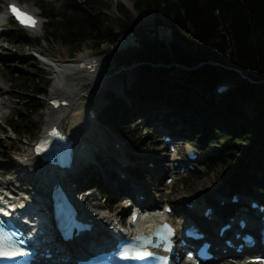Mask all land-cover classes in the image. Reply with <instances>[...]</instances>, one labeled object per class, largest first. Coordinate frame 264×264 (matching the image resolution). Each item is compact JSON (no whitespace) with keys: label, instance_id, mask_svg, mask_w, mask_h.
I'll use <instances>...</instances> for the list:
<instances>
[{"label":"trees","instance_id":"trees-1","mask_svg":"<svg viewBox=\"0 0 264 264\" xmlns=\"http://www.w3.org/2000/svg\"><path fill=\"white\" fill-rule=\"evenodd\" d=\"M110 1L63 0L60 8L44 0L40 4L51 20L45 30L47 41L70 47L89 44L99 54H110L115 69L136 65L130 74H123V96L111 90L103 94L100 124L114 130L131 148L145 150L151 141L142 136L144 129L137 119L167 108L164 115L187 124L193 144L201 138L202 127L211 128L209 152L205 151L209 170L227 169L231 175L244 167L246 159L261 153L260 162L235 176L233 185L235 192L262 188L264 179L257 171L264 167V0H134L135 11H155L157 19L150 26L138 25L133 10L122 2L112 12ZM163 27L170 30V41L159 37ZM128 34L135 36L137 45L116 50ZM13 40L40 48L43 39L17 31ZM18 80L20 92L42 93L30 76L19 75ZM222 83L231 88L217 94ZM16 99L21 109L6 124V134L10 129L29 135L37 128L34 115L40 105L34 98L17 95ZM145 123L149 130L151 120ZM10 149L0 143L3 159ZM13 170L2 167L3 173ZM88 185L110 200L95 175Z\"/></svg>","mask_w":264,"mask_h":264},{"label":"rangeland","instance_id":"rangeland-1","mask_svg":"<svg viewBox=\"0 0 264 264\" xmlns=\"http://www.w3.org/2000/svg\"><path fill=\"white\" fill-rule=\"evenodd\" d=\"M48 6H54L60 8L63 0H44ZM9 2H19L21 4H27L34 7V11L43 16V11L40 6L42 0H0V42L4 46V50L0 49V83L5 86V89L0 93V143L11 147L6 151V159L2 158V152H0V191H9L14 194L15 198L32 199V196L36 195L39 186L43 185L39 181L45 178L43 170L36 171L35 168H39L36 162H28V157L32 151L33 144L37 141L40 135L51 125L48 126V122L56 121L59 123L68 116V120L74 119V117L81 113L84 109H90L97 113V118L93 120L95 125L92 127L94 131L98 128L106 131L108 142L102 140L103 137L100 133H91L89 140L91 141V147L94 149L91 151L93 159H90L88 164L81 170V176L75 177V180H79L81 185L77 187L79 199L78 203L83 204L85 210L84 213L87 216H91L88 220H91L96 225L103 224L108 227L110 224L116 221V219H124L132 211V202L126 198L122 187L115 186V182L120 180V173L116 172L112 175L111 180L106 181L97 171L96 162L98 159L105 158L109 160L113 153L117 162L120 165H130V170L134 174L137 185L141 189L137 195L144 193L146 198L154 203L158 209L162 210V206L170 204L175 210L173 215L174 220L177 223L183 221L186 217L192 215L200 216L197 211L201 210V213L205 212L208 207H212L213 204L219 206L220 202H230L232 195L238 194L240 200H245V191H234V178L239 173L243 172L246 167H251L255 162H260V154L256 152V155L245 160L244 167L241 170L235 171L231 175L227 174V169L216 168L209 170L207 167V161L205 158V151H208V147L211 143V139L208 136V132L211 131L209 127H202V136L198 140V143H194L192 148L198 151L200 160L196 163L197 170L191 175L175 176L172 185H166V178L173 177L172 175V161L173 156L168 149V145L164 142L165 136L157 127V121L160 119L162 122H172L173 118L162 115L167 109L150 111L148 117L152 122L149 124L151 127L146 130L143 126L146 124L144 121L137 119L136 124L140 125L141 129H144L142 136L147 135L150 138L151 144L148 149L139 150L133 149L129 146V142L124 141L114 130L107 127L104 128L100 125V112L102 111L103 94L111 90L119 97L124 94V79L123 74L130 73V71H122L121 68L115 69V64L110 54H99L98 51L92 50L89 44L81 47L65 46L58 41H47L45 35L46 25L48 20L44 17L43 29L39 32L28 33V38H40L43 39L40 48H33L32 46L23 45L16 40H13L14 31L16 26L12 25V21L7 19L6 5ZM125 3L133 10L134 20L138 25L150 26L153 25L157 19L155 11H143L137 12L133 9L134 0H111V9L117 11L118 3ZM50 22V21H49ZM159 37L163 40L170 41L171 32L168 28L163 27L158 30ZM124 40H129V44L119 48L118 44ZM116 45L115 49L120 51L128 46L137 45V40L133 34L125 35ZM107 45H103L102 49H106ZM41 54L47 58H54L57 60L63 59L66 63L72 61H80L82 59H97L100 61L99 81L94 85L86 86L82 90L80 95H75L69 98L67 95H61L66 99H70L72 103L71 108L67 111L63 117L60 113H55L52 117L49 115V100L52 97L51 91L54 85L53 72L43 64L42 59L36 57ZM130 70L129 68H125ZM19 75L30 76L34 80V86L42 93L37 95L36 93L20 92V88L17 85ZM128 75H126L127 77ZM132 75H129L128 81L132 79ZM19 95L23 98H34L40 105L39 111L34 115L35 125L37 128L29 135L14 134L10 129L6 134L5 126L13 115L16 114L18 109H21V103L16 99ZM74 101H73V99ZM22 100V99H21ZM5 104V105H4ZM155 114V115H153ZM162 115V116H161ZM149 118L146 117L145 121ZM198 120V119H196ZM199 123L202 120H198ZM176 126V129H183L187 135L185 138L191 144V140L188 137L189 131L187 124L181 120L172 124ZM164 130V129H162ZM100 132V130L98 131ZM115 138V139H114ZM103 142V143H102ZM183 141H179L181 144ZM193 144V143H192ZM98 146V147H97ZM188 147L183 146L181 148V156L178 161L183 162L185 160V151ZM211 150V149H210ZM216 150V146L212 145V151ZM259 154V156H257ZM96 159V160H95ZM187 162V160H185ZM3 165L15 167L12 172H2ZM97 170V171H96ZM41 172V173H40ZM139 173L144 174L143 177ZM259 178L263 181L264 167L261 166L257 171ZM86 174V177L82 179V175ZM91 175H95L101 181L106 193H108L110 200L105 201L97 195L91 188H88V180ZM127 178L126 175L121 174ZM177 178V179H176ZM11 181V182H10ZM7 182H10L9 184ZM74 182V181H72ZM76 187L75 183L73 184ZM86 187V188H85ZM83 188L82 191L79 190ZM41 189V188H40ZM90 190L91 194L86 197L87 191ZM239 190V189H238ZM257 198L264 202V186L262 188L252 187V192ZM122 197V200L119 197ZM37 199H39L36 196ZM125 199V200H124ZM81 200V201H80ZM189 201V202H188ZM27 203V201H26ZM187 204L194 206L196 211H191L186 208ZM81 210V205L78 207ZM82 211V210H81ZM100 214L101 216H107L108 219L102 221L95 220L94 215ZM114 225V224H113ZM99 227V226H98ZM209 264H228L227 261L220 263Z\"/></svg>","mask_w":264,"mask_h":264},{"label":"bare ground","instance_id":"bare-ground-1","mask_svg":"<svg viewBox=\"0 0 264 264\" xmlns=\"http://www.w3.org/2000/svg\"><path fill=\"white\" fill-rule=\"evenodd\" d=\"M129 42H130L129 40H124L118 44V47L122 48L128 45ZM0 49L4 50V46L3 44H1V42H0ZM83 61H86V59H83L81 61H78V60L72 61L71 63H66L63 59L57 60L54 58H47L43 60V64L47 66L53 72V75H54V85L51 91L52 97L50 98L49 101L55 98H59L56 96H61V95H67L69 98L75 95H80L82 92H85L84 90H82L84 87L94 85L95 83L99 81L100 77H99L98 72L101 66H99L95 71L89 70L85 67L80 66V64ZM4 89H5V86H3V84L0 83V93H2ZM61 99L70 101V99H66L64 97ZM71 105L72 103L70 104L69 107H60L59 109H56V106H52L49 103V115L52 117L55 113H60L61 116L64 117L67 111L71 108ZM68 118L69 117L66 116V118H64L60 123L59 121L52 122L50 120L48 122L49 123L48 126L50 124L51 125L48 128H50L52 125L54 126L58 124L59 126H61L67 131V134H69L70 137L76 139L77 142H80V143L84 142V144H87V143L90 145L92 144L91 141L89 140L90 137H88V136H91L90 134H88L89 132L100 133L103 137L102 140L108 142V137L105 136L106 135L105 132L107 130L104 131L103 129L98 128V130L94 131V128L92 129L95 123L93 122V119L91 117V110L89 108L84 109L81 113L77 114L74 117V119L71 118L72 120L70 121L68 120ZM99 130L100 132H98ZM93 149L94 147L90 146V148L88 147V149L85 152L83 151L81 152L76 162V171H81L88 164L87 162H89L90 159H93L92 152H91ZM79 152L80 151H78V153ZM32 154L33 152L30 153V157L32 156ZM115 156L117 155L113 153V155L111 156V159L109 158V160L106 159V157L102 159H98V161L95 163L97 167L96 169H98V171L97 170L96 171L108 182L111 180L112 175H114L116 172H121L120 174L126 175L127 178L120 177V180L115 182L116 187L118 188L122 187L128 193H132V194L141 190L137 185V180L134 174L130 170V165H125V164L123 166L120 165L119 162L116 161ZM35 169L36 171H38L37 168ZM174 169H180V168H174ZM10 182H7V183L9 184ZM119 198L122 200L121 196ZM140 204L145 205L147 207L153 206L149 200L148 201L145 200L144 202H141ZM227 205H229V203H227ZM213 207L214 208H213L212 217H215V220L210 221L204 216L202 217V220L206 223V225H210L215 231L222 222H225V220L221 214L220 209L222 208L215 203L213 204ZM192 211H196V210L193 209ZM92 218H95V220H99V221H101L102 218L107 219V217L105 216L101 217L100 214H96ZM181 223L182 221L179 224ZM234 228H237L236 223H234ZM98 230H99V227L98 225H96L94 228L93 234H97ZM228 235L229 233H226L225 236L227 237ZM216 241L218 242L217 246L220 249H223L224 239L218 238L216 235ZM65 253L70 255L73 259L76 257L71 249H66Z\"/></svg>","mask_w":264,"mask_h":264},{"label":"snow or ice","instance_id":"snow-or-ice-1","mask_svg":"<svg viewBox=\"0 0 264 264\" xmlns=\"http://www.w3.org/2000/svg\"><path fill=\"white\" fill-rule=\"evenodd\" d=\"M15 19L24 27H35L36 20L27 13L18 9L15 5L9 8ZM135 219V217H133ZM173 231L168 225L157 229L155 235L158 238V243L153 245L159 247V242L166 243V250H170V237ZM136 243H127L122 246L118 252V259L121 261H145L152 257V253L147 251V246L152 244V240L148 237L139 236L136 238ZM25 251L13 242V236L5 233L3 224L0 222V261H13L18 258H23L27 255Z\"/></svg>","mask_w":264,"mask_h":264}]
</instances>
